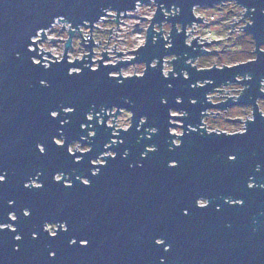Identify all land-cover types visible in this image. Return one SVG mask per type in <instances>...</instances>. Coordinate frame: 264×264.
Wrapping results in <instances>:
<instances>
[{
    "label": "water",
    "instance_id": "obj_1",
    "mask_svg": "<svg viewBox=\"0 0 264 264\" xmlns=\"http://www.w3.org/2000/svg\"><path fill=\"white\" fill-rule=\"evenodd\" d=\"M146 1L0 0V222L7 224H0V264H264V113L257 104L264 99V0H153L143 44L126 51L133 57L105 64L110 56L101 51L92 68L94 24L111 10L117 27L121 12ZM225 1L244 8L240 19L250 21L240 27L252 36L254 57L197 68L187 61L210 42L185 43L186 27L203 18L193 9ZM171 8L173 15L164 14ZM57 18L70 24L59 60L32 39L38 31L44 39ZM84 25L88 53L69 61L73 29ZM43 53L55 60L43 65ZM165 56H173L167 75ZM135 63H143L141 74H119ZM233 82L244 86L236 100L207 99ZM233 105L251 107L242 131L199 127L205 110ZM113 108L114 117L129 111L126 128L107 123ZM76 141L88 148L71 151Z\"/></svg>",
    "mask_w": 264,
    "mask_h": 264
},
{
    "label": "rangeland",
    "instance_id": "obj_2",
    "mask_svg": "<svg viewBox=\"0 0 264 264\" xmlns=\"http://www.w3.org/2000/svg\"><path fill=\"white\" fill-rule=\"evenodd\" d=\"M229 2V3H228ZM154 11V5L150 4L146 6H141L137 12L134 13L133 16L125 17L120 20L119 24L114 25L112 24V20L114 19L113 16L107 18L108 20L104 21L102 26L109 27L112 25L111 34H109L110 41L109 47H112L113 54L116 55L117 51H121L123 53L120 57L121 60H127L129 55V50H133L137 48L136 46L139 44L140 39L138 35H143L145 27L148 24V19L151 17ZM194 14L198 17H203L202 22L198 24H194L189 30L192 29L191 34L189 35L190 38L197 37L205 39V37L210 41V43L206 46L207 53L201 54L199 57L196 58V64L200 67H209L214 65L220 67L222 65H231L233 63L242 62L245 60H249L254 57L253 54V39L250 33L244 31L242 27L248 22V18L244 17L243 20L240 17L243 16L244 8L240 7L233 1H225L223 4L217 5H209V6H197L193 9ZM138 16H143L144 18H140ZM239 19V20H238ZM233 27L231 23H233ZM100 24V25H101ZM60 24L56 25L53 28V32L48 34L52 40H46L44 43H41L40 46L46 50H49L50 53L54 55H60L62 52V39L65 38L66 34L60 31ZM111 28V27H110ZM162 28L165 31H168L169 25L167 23L162 24ZM231 30V31H230ZM82 34L85 33V30H82ZM230 31V32H229ZM84 35V34H83ZM93 42L95 43L92 47V58L96 59L99 57L100 52L104 49L105 41H106V32L100 33L95 32L92 35ZM220 39V40H217ZM211 40H217L211 42ZM87 43V42H85ZM115 44V48H114ZM114 48V49H113ZM222 49V50H221ZM220 50V51H215ZM87 51V50H86ZM129 51V52H126ZM85 50L83 49V44L80 41V37L75 38L74 45L69 50V57L70 58H79L83 55ZM253 54V55H252ZM45 58H49V56L44 55ZM171 59L170 57L165 58V60ZM96 63L93 62V65ZM144 65L143 63H135L123 66L121 68L122 74H140L142 72ZM171 65L169 64L168 60L164 62L163 70H169ZM230 89V90H228ZM241 86L240 84H230L223 88L222 92H215V102H220L222 99V94L225 92H229L232 94L237 93L240 91ZM225 101V100H224ZM257 103L259 105V110L264 113V99L258 98ZM217 110L212 109V112L215 113ZM172 113L176 111H171ZM216 117L213 113H210L207 118L204 119V122L210 127L218 128L223 130L227 133L240 131L243 128V122L241 120H246L251 113V107L247 105H233L227 108L225 113H222ZM112 115H110L107 119V123L109 125H113L116 128H126L129 125V117L130 113L127 110H120L118 113L115 114V109H112ZM240 118V121L230 122L225 118ZM100 120V117L98 118ZM111 119H114L112 121ZM177 122V121H176ZM180 123V122H177ZM172 132L174 133H181V129L179 127L171 128ZM57 142H61V138L56 139ZM70 150H85L88 148V145L81 144L79 142H71L69 145ZM152 149V147H149ZM112 151L109 150L105 152V154L111 153ZM95 162H102V157H98L94 159ZM61 177L57 175L55 179L59 180ZM30 184H37L35 179L30 181ZM204 200H201L200 203H203ZM12 227L11 225H9ZM45 229L49 233H53L54 229H56V224L49 223Z\"/></svg>",
    "mask_w": 264,
    "mask_h": 264
},
{
    "label": "built area",
    "instance_id": "obj_3",
    "mask_svg": "<svg viewBox=\"0 0 264 264\" xmlns=\"http://www.w3.org/2000/svg\"><path fill=\"white\" fill-rule=\"evenodd\" d=\"M224 2H222V4H223ZM150 4V6H151V4H153L154 5V10H155V3H154V1L153 0H148V1H146V2H144V3H140V2H136L135 3V8H133V9H131V10H128V11H126L125 12V14H124V16H121V15H123V13L121 12L120 13V15H119V17L117 18L118 19V22H117V25L119 24V22H120V20L121 19H123V18H125V17H131V16H133L134 15V13L135 12H137L138 10H139V8L141 7V6H146V5H149ZM176 11H175V13H177V9H175ZM163 11H164V14H167V15H173V12H174V9L173 8H171L170 9V11L169 12H166L164 9H163ZM170 12H172V13H170ZM106 13L107 14H112V15H105V16H102L95 24H94V27H93V29H92V31H91V38H92V35L95 33V32H100V33H105L106 32V41H105V47H104V49H102L101 51H107L106 52V55H108V56H110V57H108V58H106V60H104L103 61V63H105V64H107V63H111V64H114V63H116V62H118V60H120L121 58H117V57H120L122 54H120V56H118L117 55V57H115L116 55L115 54H113V50H112V47H109V41H110V37L111 36H109V34H111V31H112V25L111 26H109V27H104V26H102V24L101 23H103L104 21H106V20H108L107 18H109L110 16H113V18H115V12L114 11H111V10H107L106 11ZM153 13H154V11H153ZM244 13H245V10H244ZM153 15V14H152ZM152 15H151V17H152ZM167 15H165V16H167ZM150 17V18H151ZM245 17V16H244ZM150 18L148 19V21L150 20ZM60 19V18H59ZM249 19V18H248ZM250 20H248V22H249ZM149 23V22H148ZM165 23H167L168 25H169V27H170V24H169V22H166V21H163L162 22V24H165ZM60 24V31H62V32H64L65 34H66V36H65V38L64 39H62L61 41H62V51H63V43H64V41H65V39L67 38V30L70 28V24L69 23H67V22H64V21H61V20H58V18L57 19H55L54 20V22L51 24V26L49 27V28H47V29H45V30H43V32H44V34H45V38L44 39H42V40H38V39H41V34H40V32L41 31H38L37 32V35L35 36V37H33L32 39L33 40H35V41H37V50L38 51H40V50H42V51H49V50H46V49H44L43 47H41L40 46V44L41 43H44V41H46V40H49L50 39V36L48 35V34H50L51 32H53V28H55V26L56 25H59ZM101 24V25H100ZM112 24H114V25H116V21L113 19L112 20ZM162 24H161V26H160V30H161V32H162V36L164 37V38H166V36L168 35V31H169V29H168V31H165L163 28H162ZM194 24H197V23H192L191 25H188L187 27H186V29H185V34L187 35L188 33H189V35L191 34V31L188 29V28H191ZM64 26V28H61V26ZM148 25V24H147ZM110 27H111V30H110V32H109V29H110ZM147 27V26H146ZM146 27H145V29H146ZM154 29H155V31H159V25H157V24H155L154 25ZM177 29H179V25H177ZM242 29H243V27H242ZM78 30H81V32L80 33H78ZM78 30H77V28H75V29H73V36H72V40H71V46H70V48H72L73 47V45H74V40H75V38H78V37H80L79 35H82V37L84 38V39H87V38H89V35H90V31H89V28H88V26L87 25H84V26H79L78 27ZM82 30H85V32H86V34L85 33H83L82 34ZM189 35L188 36H186V39H185V43L186 44H190V41L192 40V38H195V37H192V38H190L189 37ZM109 36V37H108ZM144 37H145V30H144V32H143V35L141 36V35H138V38H141L140 39V42H139V44L136 46V47H138L139 45H141V44H143V42H144ZM197 39V42L198 43H204V42H210V41H208V39L205 37V41L202 39L201 40V38H196ZM93 40V39H92ZM80 41H81V43L83 44V43H85V42H88V40H83L82 41V39H81V37H80ZM94 43V42H93ZM209 44V43H208ZM207 44V45H208ZM167 45H169V43H167L165 46L167 47ZM207 45H205V46H202L201 48L202 49H204V50H206V51H203V53L202 54H204V53H207V49H206V46ZM93 46H94V44H93ZM31 48H33L32 46H31ZM70 48L68 49V60L69 61H72V60H74L75 58H70L69 57V50H70ZM83 49H84V45H83ZM85 50V52L83 53V54H87L88 53V50L85 48L84 49ZM87 50V51H86ZM49 53H50V51H49ZM51 55H53V56H56V60H59L60 58H61V55H62V52H61V54L60 55H54V54H52V53H50ZM44 55H47L46 53H43L42 54V58H44L43 60H41L40 62L43 64V65H45V66H47L48 64H49V62L47 61V60H55V57H52V56H49V58H45L44 57ZM92 55H93V53H92ZM129 57L127 58V59H130V58H132L133 57V55L132 54H130L129 53ZM102 57V54H101V52H100V55H99V57H97L96 59H93L92 58V56H91V60H94V61H92V63H91V67L92 68H95L96 66H97V59H100ZM168 57H170L171 59H167L168 60V62L170 61V60H172L173 59V56H165L164 58H163V63H162V73L164 74V75H167L168 73H167V71H164L163 70V65H164V62H165V58H168ZM77 58V57H76ZM82 58V56L81 57H79V58H77V60H80ZM45 59H47V60H45ZM114 59H116V60H114ZM37 60H40L39 58H35L34 59V61L36 62ZM196 59H194V60H192V61H190V60H188L187 62H190L192 65H195L197 68H199L198 66H197V64H196V61H195ZM93 62L94 63H96L95 65H93ZM155 60L151 63V65H154L155 64ZM45 63V64H44ZM169 64L171 65V63L169 62ZM122 68V67H121ZM121 68L119 69V74L121 75V76H131V75H139V74H135V73H133V74H122L121 73ZM200 68H202V67H200ZM172 69V67H170V69L169 70H171ZM143 70V69H142ZM70 71H78V69L77 68H71L70 69ZM142 73V72H141ZM140 73V74H141ZM173 74H175V73H173ZM182 74L184 75V76H186L187 74H186V72L185 71H182ZM110 75H115V76H117L118 75V71H114V72H111L110 73ZM237 79H241V77L240 76H238L237 77ZM198 84H201V82H198ZM231 84H239V83H237V82H233V83H231ZM228 85H230V83H227V84H224V85H221V86H219V87H217V88H215V89H220L221 91H218V90H212L210 93H208L207 94V99L210 101V102H212V103H216L215 101H216V99H215V95H214V93L215 92H222L223 91V88L225 87V86H228ZM240 86H241V89H243V87L244 86H242L241 84H240ZM240 89V91H237V93H235V94H232V93H229V92H225V94H222V99H220V101H224V100H226L227 99V97H230V96H232V97H230V100H236V96H238L239 94H240V92L242 91ZM260 90L261 91H264V80H262L261 81V83H260ZM223 95H226V96H223ZM173 111V110H172ZM211 111V112H210ZM112 112V111H111ZM172 113V112H171ZM175 113V112H174ZM173 113V114H174ZM176 113H181V112H177L176 111ZM204 113H207V114H204L202 117H201V123L202 124H200V126L199 127H204V129H205V131H207V132H212V131H217V132H224V133H227V132H225V131H223V130H220V129H216V128H213V127H210V126H208L207 124H206V122H204V119H205V117L206 116H208L210 113H213L212 112V110L211 109H207V110H205V112ZM213 114H215V113H213ZM88 116H90V115H88ZM249 118H251V115L247 118V119H249ZM245 120H242V122H243V128H242V130L244 129V127H245V122H244ZM116 128V127H115ZM172 132V131H171ZM89 133V135H91L92 134V132L90 131V132H88ZM174 133V132H173ZM175 134H177V133H175ZM112 141H114V139H112ZM178 142V140H177V138L175 137L174 139H173V143H177Z\"/></svg>",
    "mask_w": 264,
    "mask_h": 264
},
{
    "label": "snow or ice",
    "instance_id": "obj_4",
    "mask_svg": "<svg viewBox=\"0 0 264 264\" xmlns=\"http://www.w3.org/2000/svg\"><path fill=\"white\" fill-rule=\"evenodd\" d=\"M37 64H39V60L36 61ZM69 111H71V109H69ZM53 116L56 115L55 112L52 113ZM89 119H91V117H89ZM41 152L44 151L43 148L40 149ZM232 159H235V157H232ZM5 181V176L3 174H0V183H3ZM249 187H252V185H249ZM240 203H242V201H240ZM28 212H24L23 215L24 216H28ZM187 213H185L186 215ZM13 219H15V217H13ZM0 224H3L4 227H7V224L4 223V222H0ZM11 231L14 233L15 232V228H12ZM39 235V233H37V236ZM52 236L55 237L56 236V233H52ZM35 238V237H34ZM15 239L16 240H20L21 239V236L20 235H16L15 236ZM73 243H75V241H73ZM17 251H19V249H17ZM165 251H167V249H165Z\"/></svg>",
    "mask_w": 264,
    "mask_h": 264
},
{
    "label": "flooded vegetation",
    "instance_id": "obj_5",
    "mask_svg": "<svg viewBox=\"0 0 264 264\" xmlns=\"http://www.w3.org/2000/svg\"><path fill=\"white\" fill-rule=\"evenodd\" d=\"M263 46H261V48H262ZM231 84V83H230ZM224 102V101H223ZM258 104V103H257ZM259 106V105H258ZM212 110V109H211ZM215 110H217L216 112H215V114L214 115H216V117H218V115L219 114H221V112H219V111H222V113H225L226 111H227V108L226 109H215ZM250 115H251V113H250ZM205 118H207V116L205 117ZM236 118V117H235ZM229 118H227V120H228ZM237 119H239V118H237ZM239 120H241V119H239ZM229 121V120H228ZM242 121V120H241ZM230 122H232V121H230ZM214 128V127H213ZM216 129H218V128H216ZM240 131H242V130H240Z\"/></svg>",
    "mask_w": 264,
    "mask_h": 264
},
{
    "label": "trees",
    "instance_id": "obj_6",
    "mask_svg": "<svg viewBox=\"0 0 264 264\" xmlns=\"http://www.w3.org/2000/svg\"><path fill=\"white\" fill-rule=\"evenodd\" d=\"M253 55V54H252Z\"/></svg>",
    "mask_w": 264,
    "mask_h": 264
}]
</instances>
